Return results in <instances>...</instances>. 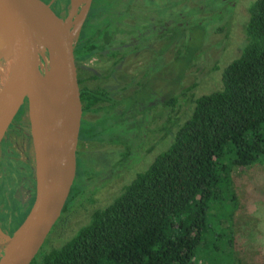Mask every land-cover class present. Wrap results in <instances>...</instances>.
<instances>
[{"label": "trees", "instance_id": "16d2710c", "mask_svg": "<svg viewBox=\"0 0 264 264\" xmlns=\"http://www.w3.org/2000/svg\"><path fill=\"white\" fill-rule=\"evenodd\" d=\"M147 7L151 11L145 9L141 16L149 18L148 27L156 15L154 2L93 0L75 43L76 67L96 55L119 61L141 47L144 22L135 17ZM165 17L159 23L166 27L154 38L162 39L163 50L172 41L178 44L174 60L179 59L182 46L174 36L186 19L173 25L171 17ZM243 32L244 46L222 68L220 86L192 100L188 114L171 129L169 146L110 202L95 209L73 236L58 247L42 246L30 264H239L233 252L231 209L224 202H233V169L264 159V0L251 3ZM191 63L188 60L182 70ZM78 81L79 141L117 143L105 135L110 123L105 119L122 109L123 96L115 98L106 86L90 87L79 77ZM174 93L164 100L165 109L178 104ZM88 113L92 118L87 120ZM76 158L77 176L91 158L79 151ZM86 188L72 185L63 213ZM33 199L20 212V221Z\"/></svg>", "mask_w": 264, "mask_h": 264}, {"label": "rangeland", "instance_id": "374dc122", "mask_svg": "<svg viewBox=\"0 0 264 264\" xmlns=\"http://www.w3.org/2000/svg\"><path fill=\"white\" fill-rule=\"evenodd\" d=\"M253 1L142 0V5L154 2L157 8L148 27L149 18L141 15L145 9L151 11L149 7L141 9L135 17L144 22L142 31L140 28L141 47L119 61L103 55L80 61L77 73L85 80V85H103L113 97L123 96L122 109L105 119L110 122L105 135L118 141L78 142L77 151L88 153L91 163L78 170L73 184L80 190L87 187L86 192L69 202V208L46 238L44 248L61 246L88 222L95 209L110 202L125 183L147 168L154 157L169 146L171 129L188 114L192 100L220 86L222 68L236 58L244 46V24ZM128 2L130 0H126V5ZM67 5L68 2L61 11ZM163 11L167 14L161 15ZM164 16L171 17L173 25L177 20L186 19L182 30L179 28L178 35L174 36L182 46L179 59L174 60L178 44L172 41L163 50L162 39L154 38L166 27L159 23V18ZM188 60L193 63L183 71ZM173 92L178 96V104L165 109L163 102ZM22 106L18 113L23 110ZM18 113L0 144V209L3 213L0 220L5 222L8 216H15L10 224L13 231L22 221L17 211L28 206L35 191L34 152L27 110L17 118ZM114 122L119 125L113 126ZM230 190L233 202L224 203L231 209L236 260L239 264H264V159L235 167L230 174Z\"/></svg>", "mask_w": 264, "mask_h": 264}, {"label": "water", "instance_id": "95a60500", "mask_svg": "<svg viewBox=\"0 0 264 264\" xmlns=\"http://www.w3.org/2000/svg\"><path fill=\"white\" fill-rule=\"evenodd\" d=\"M91 2L71 0L61 17L43 0H0V40L9 52L0 76V144L26 103L35 180L24 219L12 234L0 231V264L31 263L63 214L74 183L82 119L74 48ZM41 53L52 55L48 68L61 80L56 93L45 82Z\"/></svg>", "mask_w": 264, "mask_h": 264}, {"label": "bare ground", "instance_id": "6f19581e", "mask_svg": "<svg viewBox=\"0 0 264 264\" xmlns=\"http://www.w3.org/2000/svg\"><path fill=\"white\" fill-rule=\"evenodd\" d=\"M0 33L2 34V30L0 27ZM41 60L43 62V65H41V68L44 73V79L49 87V89L53 92L56 93L58 90L59 86L61 85V80L60 79H55L51 75V71L49 70V65H50V58L51 54L50 53H41ZM48 56V58H47ZM8 57H9V52L7 51L6 45L3 41L0 40V76L2 73L5 71L7 63H8ZM13 76L9 78V83H12Z\"/></svg>", "mask_w": 264, "mask_h": 264}, {"label": "flooded vegetation", "instance_id": "af4514ba", "mask_svg": "<svg viewBox=\"0 0 264 264\" xmlns=\"http://www.w3.org/2000/svg\"><path fill=\"white\" fill-rule=\"evenodd\" d=\"M43 1H45L47 4H49V6L53 9V11L57 15H59L61 17H65L67 15L68 9L70 8V1L71 0H63V1L62 0H43ZM67 2H68V5L66 6V9L64 11H61V9H63V6H65V3H67ZM91 5H92V2H91ZM90 8H91V6H90ZM78 10H80V7H79ZM89 11H90V9H89ZM87 16H88V14H87ZM86 19H87V17H86ZM22 108H23V110H26V103H24V105L22 106ZM25 208H26L25 206L21 207L17 211V213L24 211ZM14 218H15V216L12 215L10 217L8 216V219L5 222H3V221L0 220V231L3 234H5V235L12 234L13 230H12V226H10V224L12 223V221H13ZM4 220H5V218H4Z\"/></svg>", "mask_w": 264, "mask_h": 264}, {"label": "crops", "instance_id": "0c3cea01", "mask_svg": "<svg viewBox=\"0 0 264 264\" xmlns=\"http://www.w3.org/2000/svg\"><path fill=\"white\" fill-rule=\"evenodd\" d=\"M86 115H87V116H85V115H84V118H85V119H87V120H88V119H91V118H92V117H91V118H90V117H88V115H90L89 113H88V114H86ZM90 116H91V115H90Z\"/></svg>", "mask_w": 264, "mask_h": 264}]
</instances>
